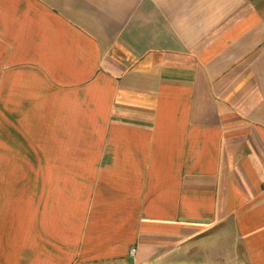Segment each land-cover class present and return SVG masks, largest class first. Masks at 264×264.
Instances as JSON below:
<instances>
[{
  "label": "crops",
  "instance_id": "1",
  "mask_svg": "<svg viewBox=\"0 0 264 264\" xmlns=\"http://www.w3.org/2000/svg\"><path fill=\"white\" fill-rule=\"evenodd\" d=\"M0 264H264V0H0Z\"/></svg>",
  "mask_w": 264,
  "mask_h": 264
},
{
  "label": "built area",
  "instance_id": "2",
  "mask_svg": "<svg viewBox=\"0 0 264 264\" xmlns=\"http://www.w3.org/2000/svg\"><path fill=\"white\" fill-rule=\"evenodd\" d=\"M134 251H135V248H132V249H131V254H133V253H134Z\"/></svg>",
  "mask_w": 264,
  "mask_h": 264
}]
</instances>
